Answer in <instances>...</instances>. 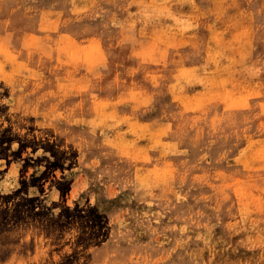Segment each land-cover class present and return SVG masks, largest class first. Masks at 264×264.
<instances>
[{
  "label": "rangeland",
  "instance_id": "374dc122",
  "mask_svg": "<svg viewBox=\"0 0 264 264\" xmlns=\"http://www.w3.org/2000/svg\"><path fill=\"white\" fill-rule=\"evenodd\" d=\"M0 264H264V0H0Z\"/></svg>",
  "mask_w": 264,
  "mask_h": 264
},
{
  "label": "snow or ice",
  "instance_id": "6c2138e0",
  "mask_svg": "<svg viewBox=\"0 0 264 264\" xmlns=\"http://www.w3.org/2000/svg\"><path fill=\"white\" fill-rule=\"evenodd\" d=\"M10 198V197H9Z\"/></svg>",
  "mask_w": 264,
  "mask_h": 264
}]
</instances>
